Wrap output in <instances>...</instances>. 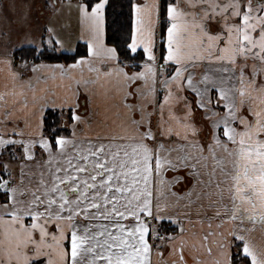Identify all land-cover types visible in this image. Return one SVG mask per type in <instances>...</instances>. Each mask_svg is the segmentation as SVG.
Listing matches in <instances>:
<instances>
[{"label": "snow or ice", "instance_id": "snow-or-ice-1", "mask_svg": "<svg viewBox=\"0 0 264 264\" xmlns=\"http://www.w3.org/2000/svg\"><path fill=\"white\" fill-rule=\"evenodd\" d=\"M108 5L69 0L71 63L0 57V264H264V0H128L115 40Z\"/></svg>", "mask_w": 264, "mask_h": 264}, {"label": "crops", "instance_id": "crops-1", "mask_svg": "<svg viewBox=\"0 0 264 264\" xmlns=\"http://www.w3.org/2000/svg\"><path fill=\"white\" fill-rule=\"evenodd\" d=\"M29 2L28 5H24L23 2ZM69 3V1L65 0H0V57L4 55H8L13 58L14 52L24 46L29 47H40L43 44V40L47 42V33L44 31L45 26H52L56 29L54 25V18L53 14L56 12L57 8L60 4ZM50 4L55 7V9L50 8ZM23 5V7L21 6ZM2 6L4 9V16L2 18ZM74 11L75 8L73 7ZM36 14L38 16H36ZM36 16V17H35ZM45 16L47 19H45ZM34 17L42 21L41 25H39L35 30V22ZM45 22H44V21ZM71 20V19H69ZM8 22L9 26H6L4 22ZM75 21V28L77 30V39L71 38L70 32L67 35L68 39L76 40L74 43H70V50L66 51H76L80 44H84L83 41L79 40V29H78V22L77 18L74 17ZM27 26L28 29L33 32L29 35H26L25 38H28V42L22 43V38L19 30L15 31L11 28V26L16 25L17 29L18 26ZM72 21L64 24L63 27L65 29H72L71 27ZM19 32V34H18ZM18 36V37H17ZM45 36V37H44ZM20 39V40H19ZM44 63V62H41ZM31 64V63H29ZM40 64V63H37ZM49 64V63H45ZM22 65V64H20ZM20 65H17V70H19ZM32 75V74H29ZM44 76H50L51 74L45 71L42 73ZM66 83V81H61L59 77L56 80L49 79L47 83L41 82L38 85L40 89H49L53 92H56L57 95L63 94V87L61 85ZM92 91V104L87 107V110L84 108L81 109L82 114L89 118L92 127L95 130H99L98 125L100 122H107L111 123L112 120L116 118V114L118 109L115 107L116 104L119 102V98L115 96L113 93L106 91L107 85L97 84L93 85ZM12 89V83L9 79L7 73L3 71L2 66H0V93L10 91ZM107 118V119H106ZM166 222V221H165ZM167 223V222H166ZM197 231H201V227L199 224L196 225L195 228ZM191 229V230H193ZM227 230V226L225 228ZM254 240L256 243H261L264 241V236H262L261 232L257 230L253 234ZM165 256L167 257V249H165ZM155 259V258H154Z\"/></svg>", "mask_w": 264, "mask_h": 264}, {"label": "trees", "instance_id": "trees-1", "mask_svg": "<svg viewBox=\"0 0 264 264\" xmlns=\"http://www.w3.org/2000/svg\"><path fill=\"white\" fill-rule=\"evenodd\" d=\"M107 18L109 23L108 36L113 40L117 39L122 33H118V29L123 26L126 31L128 28V0H109V5L107 8ZM45 37V36H44ZM45 41V39H44ZM46 46V44H45ZM44 46V47H45ZM35 49V52H33ZM42 49L37 47H22L14 52V62L16 64H22L24 61L28 63H63L68 64L72 62L74 53L85 54V45L80 44L75 52L61 54L60 51L55 53L51 52L49 49L44 55H40ZM52 119H59V116H53ZM51 122V121H49ZM169 225L168 223H166ZM167 231L172 230L171 227L166 228Z\"/></svg>", "mask_w": 264, "mask_h": 264}, {"label": "rangeland", "instance_id": "rangeland-1", "mask_svg": "<svg viewBox=\"0 0 264 264\" xmlns=\"http://www.w3.org/2000/svg\"><path fill=\"white\" fill-rule=\"evenodd\" d=\"M65 1H69V0H65ZM29 2L27 1H24L23 4L26 6L28 5ZM23 7V5H21ZM50 8L51 9H55V7H53L52 4H50ZM4 16V9H3V6H2V18ZM36 16H38L36 14ZM35 16V17H36ZM34 17V22L35 24V30L34 32L36 31V28L41 25L42 21H39L37 20L36 18ZM74 17L77 18V15H76V12L74 11L73 7L70 9L68 7V3H64V4H60L59 7L57 8L56 12L53 14V18L55 19L54 20V25L56 27V32L59 34V37L60 39H62L64 41V49L66 50H70V43H74L76 40H72V39H68L67 38V35L70 33V32H73V34L71 33V38H76L77 39V30L75 28V21H74ZM45 19L46 16H45ZM71 19V20H69ZM44 21V20H43ZM72 21V29H65L66 27H63V23L66 24L68 22ZM45 22V21H44ZM4 24L6 26H9V23L6 21L4 22ZM19 28L17 29V26L16 25H13L11 26V28L14 30V32L17 30H19L20 34H21V37L22 38V43H25V42H28V38H25L26 35H29L30 33H33L31 32L27 26H24L21 24V26L19 25L18 26ZM18 32V34H19ZM18 37V36H17ZM20 40V39H19ZM46 44V41L43 40V44L42 46L39 47V49H42ZM24 47H29V46H24ZM38 48V47H37ZM65 53H73L75 51H64ZM13 59H14V55H13ZM16 65H20V64H16ZM167 234V233H166Z\"/></svg>", "mask_w": 264, "mask_h": 264}, {"label": "flooded vegetation", "instance_id": "flooded-vegetation-1", "mask_svg": "<svg viewBox=\"0 0 264 264\" xmlns=\"http://www.w3.org/2000/svg\"><path fill=\"white\" fill-rule=\"evenodd\" d=\"M167 227L173 228L172 225H167L166 222H164V228L162 229V234H166V233H169L170 232V231H167V229H166ZM192 231H197V230L196 229H193Z\"/></svg>", "mask_w": 264, "mask_h": 264}]
</instances>
